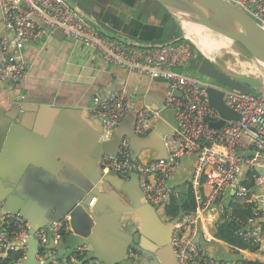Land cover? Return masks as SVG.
I'll return each mask as SVG.
<instances>
[{
  "label": "built area",
  "instance_id": "1",
  "mask_svg": "<svg viewBox=\"0 0 264 264\" xmlns=\"http://www.w3.org/2000/svg\"><path fill=\"white\" fill-rule=\"evenodd\" d=\"M225 1L242 10L264 29V0ZM0 13L6 34L0 39L3 55L0 83L20 82L26 74V65L19 60L18 54L35 39L60 32L97 52L106 65L150 80H164L171 92L177 91L181 95L177 98L169 94L162 109L142 108L134 118L135 135L145 138L153 131L162 110L175 112L177 126L174 133L164 139L167 154L164 159L133 160L128 141L124 138L116 156L102 157L101 168L105 173L120 176L135 174L145 202L150 207L163 209L171 198L176 197L170 182L182 160L195 155L197 160L190 187L196 208L174 224L172 254L176 264H227L211 257L196 239L200 236L202 222L229 192L250 205L252 217L264 218V210L251 201L252 189L243 185L247 173L255 174L252 176L255 188L262 181L256 169L264 168V97L222 89L224 104L239 115V120L226 122L221 129L215 130L210 124L218 122L220 117L209 105L205 91L200 89L206 83L188 75L185 70L195 53L206 57L191 42L183 40L161 46H141L107 37L66 0H0ZM7 35L12 39L8 40ZM131 107L132 97L125 90L114 92L106 99L95 98L92 101L90 111L103 124L101 140L110 139ZM202 179L209 189L206 196L201 195L199 188ZM222 216L225 221L237 222L238 237L249 245L254 246L260 240L261 229L249 230L244 222L234 217L231 209ZM69 221V216H65L53 222L49 230H36L33 236L43 246L47 243V231H50L54 243H59L71 232ZM29 230V223L24 218L4 212L0 204V254L6 249L8 253L19 252L22 255L20 263L27 253L25 242ZM38 260L41 263L49 261V264H76L73 257L64 263L54 261L45 249ZM128 261L129 264H141V257L137 252L129 251Z\"/></svg>",
  "mask_w": 264,
  "mask_h": 264
},
{
  "label": "water",
  "instance_id": "2",
  "mask_svg": "<svg viewBox=\"0 0 264 264\" xmlns=\"http://www.w3.org/2000/svg\"><path fill=\"white\" fill-rule=\"evenodd\" d=\"M150 1L181 24L188 22L231 40L246 52L264 73V29L236 6L225 0ZM53 36L57 39L64 38L60 32H54ZM183 40L192 43L187 37ZM206 57L207 61L222 76L238 85L246 86L252 92L264 97L263 78L251 74H236L213 58L207 55ZM155 82L166 83L159 79ZM14 83L13 81L0 83V88H8V85ZM200 89L205 91L209 105L220 117L218 122L210 124L212 129L218 130L226 122L239 120V115L224 104L222 88L203 84ZM114 92L117 91L111 89L104 96L98 98L106 99ZM169 94L177 98L181 97L177 91H170ZM47 107L59 110L50 102H20V105L15 107L18 108L17 113L8 115L12 121L9 123L5 138L0 141V204L2 210L21 216L30 226L29 237L25 242L27 253L18 264H49V261L41 263L36 259L38 252L43 249L50 252V258L54 261L64 263L68 257L78 253L80 248L84 251L79 264L93 262L96 264H129V251L137 252L143 259L142 264H172L174 256L170 246L171 233L174 224L185 214L180 211L176 219L168 224H162L154 210L145 202L135 174L130 175L127 181H122L121 178L113 174H104L98 163L103 155L115 156L124 138L128 141L133 160L137 159L143 149H153L156 152L155 160L164 159L166 157L164 139L167 135L173 134L177 126L175 112L169 109L162 110L153 131L147 137L141 138L136 136L133 130L137 109L132 106L110 139L103 141L100 139L103 132L102 120L92 117V114L87 111V116L93 118L97 129L89 136L87 159L82 161V156L77 154L76 149L70 146L56 148L45 143L48 139L41 141L40 138L33 135L34 129L41 122V112L44 110L43 108ZM162 107L156 110L162 109ZM67 112L70 113L68 122L78 115L77 111H74L77 112L76 114ZM68 113L62 115H68ZM167 113L170 114L171 121L166 120L165 114ZM54 121L59 126L63 124L60 113ZM72 123L73 121H71ZM14 128L23 129L27 133V136L25 135L26 137L21 139L20 146H17L13 136L11 137ZM73 137L76 139V136ZM41 142L45 152H49L47 153L48 157H54L53 162L55 165L57 164L56 169H50L45 164H38L34 159L31 162L24 160L22 148L32 143ZM63 166L71 167L73 171L82 176V179L76 180L75 177L65 178L62 176ZM29 169L44 171L52 177L51 179L57 185L69 183L73 186L72 190L56 192L52 194L51 198L44 194L46 197L43 198V201L49 206L47 212L50 217L47 219H36L35 215L30 213L32 200L24 196L22 184ZM256 172L264 178V168L258 167ZM115 181L121 183V190L126 194L129 206L123 205L121 200V202L105 203L103 199H109V197L105 193L98 192V188L103 185L114 186ZM94 199L97 201L92 204ZM65 216H69L70 224L73 227L72 234L62 242L54 243L50 231H47V243L40 246L38 240L33 236L34 232L44 228L49 230L53 222L60 221ZM123 217H130L131 220L138 222L136 233L131 232L132 229H127L128 232L122 229ZM257 221L259 224H264V218ZM82 225H84L83 230H81ZM196 240L199 241V236ZM7 255L8 250L6 249L0 254V259L6 258Z\"/></svg>",
  "mask_w": 264,
  "mask_h": 264
},
{
  "label": "crops",
  "instance_id": "3",
  "mask_svg": "<svg viewBox=\"0 0 264 264\" xmlns=\"http://www.w3.org/2000/svg\"><path fill=\"white\" fill-rule=\"evenodd\" d=\"M66 1L84 19L96 26L104 35L113 39L137 43L141 46H161L181 42L187 37L184 25L150 0ZM5 35L0 13V39ZM7 38L8 40L12 39L10 35H7ZM2 58L3 55L0 50V63ZM18 58L26 65L24 78L19 84L14 83L8 85V88H0V141L5 138L9 123L12 121L8 115L17 113L18 108L15 107L19 106L20 102H50L59 110L43 108L40 117V119L42 118L41 122L34 129L33 135L40 138L41 141L48 139L45 143L56 148L70 146L76 149L77 154L82 156V161L87 159L89 136L97 129L93 123L92 117L94 115L90 111L94 98L104 96L111 89L125 90L131 95L132 106L137 111L140 108L156 110L163 106L170 92L167 83H158L155 80L108 66L97 52L67 37L57 39L53 34L39 37L25 46L18 54ZM206 58L200 53H195L185 69L187 74L206 84H210L209 80L213 78L221 80L222 76L211 68V64ZM211 69H213V73H211ZM205 74L207 75L205 76ZM67 111L75 114L78 112V115L71 118L72 124L71 121L68 122L70 113ZM87 111L92 114V117L87 116ZM59 113L63 120L61 126L55 124L54 121ZM63 113H68V115H62ZM95 118L97 119V117ZM165 118L171 121L169 113L165 114ZM26 134L23 129L14 128L11 137L13 136L17 146H20L21 139ZM73 136H76V139ZM22 153L26 162H31L34 159L38 164H45L50 169L57 168V164L55 165L53 162L54 157H48L47 153L49 152H45L42 142L32 143L22 148ZM50 153L52 154V152ZM139 157H142L143 160H139ZM155 157L156 152L153 149H143L137 156V160L146 162L155 160ZM196 158L194 155L182 160L176 176L170 182L176 197L191 189L190 181L196 165ZM78 160L81 161V159ZM98 166L100 168V162ZM85 171L88 172L87 169ZM61 172L65 178L82 179V176L69 166H63ZM115 176L121 178L122 181H127L130 175ZM51 178L44 171L36 169H29L24 176L23 193L24 196L32 200L30 213H33L36 219L41 220L50 217L47 212L49 206L43 201V198L46 197L44 194L51 198L52 194L56 192H67L73 189L69 183L57 185ZM116 181L114 186L106 184L98 188V192L105 193L109 197V199H103L105 203L123 201V205L129 206L128 198L121 190V183ZM199 188L202 196L208 195L209 189L203 179ZM96 201L97 199H94L92 204ZM251 201H254L264 210V178H262L260 185L252 190ZM236 203L245 204L244 201L236 199L233 192H229L225 199L214 207L209 217L202 222L199 241L205 246L211 257L225 261L227 264H247L254 263L255 260H264V224H259L257 218L247 219L244 226L249 230L259 227L261 229L260 240L251 246L239 237L245 242L248 249H237V247L217 237L218 227L225 223L222 213H227L230 207ZM247 206L250 209V205ZM151 208L162 224L170 223L171 220L167 219L163 212L161 214L164 221L158 217V209ZM160 210L163 211V209ZM128 220L126 217L122 218V229L126 232H128L127 229H132L131 232L136 233L138 222L133 221L129 225ZM72 228L71 226V234ZM83 229L84 225L81 227V230ZM142 260L141 258V264ZM172 264H176L175 259L172 260Z\"/></svg>",
  "mask_w": 264,
  "mask_h": 264
},
{
  "label": "trees",
  "instance_id": "4",
  "mask_svg": "<svg viewBox=\"0 0 264 264\" xmlns=\"http://www.w3.org/2000/svg\"><path fill=\"white\" fill-rule=\"evenodd\" d=\"M211 67L214 69V67L211 65ZM214 71L222 76L218 71L214 69ZM222 79L219 80L218 78H213L209 80L210 85L218 86L222 89H229V90H237L240 92H248V93H254L252 92L248 87L238 85L237 83H234L233 81L227 79L226 77L222 76ZM255 94V93H254ZM255 175L253 173H247L246 178L244 180V186L248 189H254V184L252 182V176ZM245 205L244 203H236L230 209L232 210V213L235 218L242 222H246L247 219L252 218L249 207ZM196 205L194 202V198L191 192V189H189L185 194L176 197L171 198L169 203L163 208V214L167 217L169 220H174L177 218L180 211L184 213H192L195 211ZM245 224V223H244ZM239 225L237 222L233 220L225 221L224 224H221L217 229V237L232 244V246L237 247V249H248V246L245 244V242L240 239L237 235ZM22 255L19 252L16 253H8L7 257L4 259H0V264H18L19 260L21 259ZM81 258V257H80ZM247 264H264V260H255L254 263H247Z\"/></svg>",
  "mask_w": 264,
  "mask_h": 264
},
{
  "label": "bare ground",
  "instance_id": "5",
  "mask_svg": "<svg viewBox=\"0 0 264 264\" xmlns=\"http://www.w3.org/2000/svg\"><path fill=\"white\" fill-rule=\"evenodd\" d=\"M184 29L188 38L192 41V43L205 55L207 56H214L216 52L220 49H228L231 45V40L221 36L216 35L215 39L206 38L205 34H210L211 32L207 31L204 28L192 25L188 22H184ZM214 34V33H212ZM235 55V54H234ZM236 63V62H235ZM253 65L251 64H240L241 70L244 72L242 74H251L256 75L260 67L257 65L256 62L253 60Z\"/></svg>",
  "mask_w": 264,
  "mask_h": 264
},
{
  "label": "rangeland",
  "instance_id": "6",
  "mask_svg": "<svg viewBox=\"0 0 264 264\" xmlns=\"http://www.w3.org/2000/svg\"><path fill=\"white\" fill-rule=\"evenodd\" d=\"M212 33L213 32H211L210 34H205L206 38L215 39L217 37L216 36L217 34L215 35V33L214 34H212ZM211 58H213L217 62L221 63L222 65H224V67H227L229 70L233 71L236 74H242V73H244L241 70L240 66H239L241 63L242 64H251V66L253 65L252 64L253 61L251 60V58L246 54V52H244L235 43H231V45L228 47V49H220ZM257 70H258V73L255 76L258 77V78H263L264 79V73H263V71L262 70H259V69H257ZM210 71H211V73L214 72L213 69H211ZM206 75L207 74H205V76ZM139 160L142 161L143 158L142 157H139ZM241 179H243V177ZM162 212L163 211L160 210V209L157 210L158 217L162 221H164L163 215L161 214Z\"/></svg>",
  "mask_w": 264,
  "mask_h": 264
},
{
  "label": "flooded vegetation",
  "instance_id": "7",
  "mask_svg": "<svg viewBox=\"0 0 264 264\" xmlns=\"http://www.w3.org/2000/svg\"><path fill=\"white\" fill-rule=\"evenodd\" d=\"M117 155V154H116ZM104 156V155H103ZM102 156V157H103ZM102 157H101V159H102ZM101 159H100V168H101ZM102 169V168H101ZM102 171H103V169H102ZM103 173H105L104 171H103ZM110 174H112V173H110ZM114 175V174H113ZM127 219H129L128 220V224L129 225H131L132 224V222H133V220H131L130 219V217L128 218V217H126ZM171 221H173V220H171ZM170 221V222H171ZM70 222V221H69ZM51 226V225H50ZM71 234V233H70ZM69 234V235H70ZM68 235V236H69ZM68 236H66V237H64L63 239H62V241L65 239V238H67ZM171 237H172V233H171ZM61 241V242H62ZM40 245V244H39ZM40 246H42V245H40ZM44 246V245H43ZM171 246V245H170ZM44 250V249H43ZM43 250H41V251H43ZM41 251L40 252H38L39 254H38V256H40V254H41ZM84 251V249H82V248H80V249H78V253H76V254H74V255H72V256H70V257H73L74 258V260L76 261V264H79L80 262H81V260H82V258H83V256H82V252ZM49 252V251H48ZM70 257H68V258H70ZM81 257V258H80ZM67 258V259H68ZM67 261V260H66ZM62 262V261H61ZM63 263V262H62ZM90 264H96L95 262H93V263H90Z\"/></svg>",
  "mask_w": 264,
  "mask_h": 264
}]
</instances>
